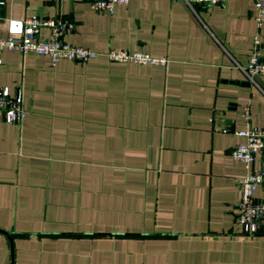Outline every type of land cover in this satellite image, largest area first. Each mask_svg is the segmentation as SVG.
Segmentation results:
<instances>
[{"label": "crops", "instance_id": "obj_1", "mask_svg": "<svg viewBox=\"0 0 264 264\" xmlns=\"http://www.w3.org/2000/svg\"><path fill=\"white\" fill-rule=\"evenodd\" d=\"M6 19L68 18L71 45L165 56V67L2 49L0 87L26 116L0 117V264H264V232L235 223L245 173L228 155L240 111L264 126V75L248 82L253 0L190 9L127 0H0ZM46 34L45 30L40 31ZM264 164L255 153L252 170ZM264 201V180L253 192Z\"/></svg>", "mask_w": 264, "mask_h": 264}, {"label": "built area", "instance_id": "obj_2", "mask_svg": "<svg viewBox=\"0 0 264 264\" xmlns=\"http://www.w3.org/2000/svg\"><path fill=\"white\" fill-rule=\"evenodd\" d=\"M127 0H88L92 11L112 14L116 5H123ZM193 9L196 6H212L219 0H183ZM3 2L0 1V5ZM253 20L259 28L264 22V0H253ZM1 19V16H0ZM72 29L70 20L64 16L38 17L29 15L22 19H6V35L0 37V51L8 49L20 54L27 52L43 55L48 64L53 66L60 59L77 63H85L89 59L103 56L106 60L137 65H152L165 67V56L154 57L146 52L128 51L109 48L103 52L71 45L63 40V35ZM45 30L46 34L40 31ZM242 71L248 82L254 83L257 76L264 75V38L258 32L251 36L250 49ZM26 116L20 89L10 94L7 87H0V117L7 123L20 124ZM242 128L235 131L243 138L242 142L231 145L228 155L242 163L245 173L233 178L238 186L239 196L235 204V223L242 235H255L264 232V201L255 199L253 192L264 180V164L256 170L251 169L255 153L264 156V126L251 122L249 109L242 107L240 111Z\"/></svg>", "mask_w": 264, "mask_h": 264}]
</instances>
